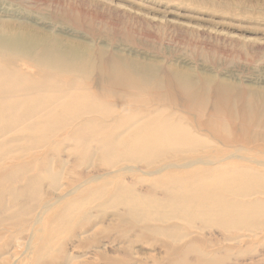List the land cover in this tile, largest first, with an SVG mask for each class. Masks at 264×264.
<instances>
[{
    "label": "bare ground",
    "instance_id": "1",
    "mask_svg": "<svg viewBox=\"0 0 264 264\" xmlns=\"http://www.w3.org/2000/svg\"><path fill=\"white\" fill-rule=\"evenodd\" d=\"M13 26L0 20V152L9 145L18 156L28 145L60 157L70 147L85 167L66 177L65 154L43 168L0 169V209L10 211L0 227H17L11 240L23 242L24 264H133L140 241L161 247L141 264H161L163 254L168 264H197L187 256L198 240L178 246L191 230L263 234L264 95L173 71L166 82L103 53L81 59L50 34ZM13 256L0 264H20Z\"/></svg>",
    "mask_w": 264,
    "mask_h": 264
},
{
    "label": "rangeland",
    "instance_id": "2",
    "mask_svg": "<svg viewBox=\"0 0 264 264\" xmlns=\"http://www.w3.org/2000/svg\"><path fill=\"white\" fill-rule=\"evenodd\" d=\"M0 2H4L0 8H8L0 12V20L4 19L10 25H14L15 30L23 34L26 32L40 36L50 34L52 36L49 38L50 42L59 40L62 49L78 52L81 59H86L93 53L96 56L103 53L107 58L116 56L133 68L156 72L166 82L170 79V71H173L193 82L222 83L240 92L264 95V0H0ZM8 146L5 145L8 150L0 152L2 170L10 169L15 163H29L33 166L37 164L35 167L43 168L48 161L56 164L57 158L65 154L64 160H69L65 167L68 170L65 171L66 177L71 175L77 177L82 168H85L80 167L82 158L72 161L73 158L69 156L72 149L70 147L60 150L62 151L59 152L60 157L51 153L50 156L53 155L51 159L49 155L42 153L44 149L28 150L32 147L25 145L20 147L25 152L19 154L21 158L16 159L15 157L19 155L9 151L18 147L10 149ZM2 148L4 147L0 146V149ZM28 174L15 185L25 183L28 179L25 177L33 176V171ZM62 182H66V179L64 178ZM8 197L10 198V196L4 198V202L10 200ZM25 200L26 197L24 202ZM41 200L43 199L40 195L37 201ZM37 201L34 205L38 203ZM8 210L0 209V213H6L8 216L10 214ZM103 225L106 226L105 224L96 226ZM15 228L17 229L9 222L0 227V232H3L0 245H3V242L8 243L7 252L0 257L13 256V252H19L12 259L24 264L27 260L22 257V248L18 249L23 242L11 240L16 232ZM198 230H191L189 237L178 244L179 247H183L188 240H198L193 253L187 256L190 261L197 264H203L205 261L208 264L211 259L221 258L222 264H264V232L262 235L257 233L259 240L257 235L253 236L254 232H249V236L248 231L225 235L226 232L217 228ZM107 241L104 240L101 246L107 244L112 247L113 243ZM140 242L132 247L133 264H141L139 262L143 257L141 254L148 253L150 248L149 254L157 255L161 250V247L158 250L157 244L153 247L150 243ZM67 248L71 253L74 251L71 245ZM199 255L209 258L202 260ZM161 256L163 257L160 259L161 264H168V257L164 254ZM152 263L149 260L146 262Z\"/></svg>",
    "mask_w": 264,
    "mask_h": 264
}]
</instances>
